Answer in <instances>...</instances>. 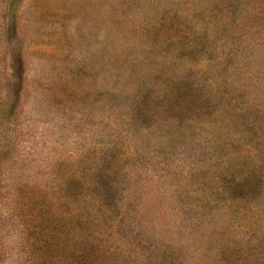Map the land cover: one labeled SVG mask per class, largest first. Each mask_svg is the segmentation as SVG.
<instances>
[{
  "label": "rangeland",
  "instance_id": "rangeland-1",
  "mask_svg": "<svg viewBox=\"0 0 264 264\" xmlns=\"http://www.w3.org/2000/svg\"><path fill=\"white\" fill-rule=\"evenodd\" d=\"M0 264H264V0H0Z\"/></svg>",
  "mask_w": 264,
  "mask_h": 264
}]
</instances>
